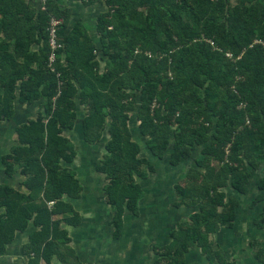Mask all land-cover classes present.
I'll return each mask as SVG.
<instances>
[{
	"label": "trees",
	"instance_id": "obj_1",
	"mask_svg": "<svg viewBox=\"0 0 264 264\" xmlns=\"http://www.w3.org/2000/svg\"><path fill=\"white\" fill-rule=\"evenodd\" d=\"M30 1L0 0V123L14 117L16 100L42 101L0 158L4 174L19 171L26 190L0 185V254L32 222L38 229L22 248L32 264L61 254L70 261L61 223L77 226L80 216L64 198H79L82 187L65 166L76 152L63 131L73 129L78 104L87 144L106 129L110 135L95 170L107 181L105 201L120 235L124 211L136 213L143 194L135 176L154 171L128 124L139 96L138 129L153 156L171 148L176 166L202 147L174 186V206L198 211L177 224L170 244L155 248L156 264H184L195 244L213 258L209 236L233 225L239 205L226 189L245 194L251 171L264 163V0H95L107 6L96 22L100 48L79 23L66 33L69 12L57 1L43 11ZM52 17L62 22L61 48L50 63ZM258 190L253 206L264 201V178ZM256 225L264 226V209ZM257 256L264 264V250Z\"/></svg>",
	"mask_w": 264,
	"mask_h": 264
},
{
	"label": "crops",
	"instance_id": "obj_2",
	"mask_svg": "<svg viewBox=\"0 0 264 264\" xmlns=\"http://www.w3.org/2000/svg\"><path fill=\"white\" fill-rule=\"evenodd\" d=\"M30 2L38 9L37 1ZM57 5L60 9L69 12L66 33L79 23L84 27L96 47L100 48L96 22L98 15L107 11L106 4L103 1H94L92 4L86 5L81 0H57ZM36 49V47L33 48V50ZM101 62L100 66L103 69ZM41 103L42 101L39 100L31 106H25L17 100L15 101L14 117L0 123V158L9 153L11 147L15 145V128L27 120L36 118ZM78 107L81 111H77L75 125L73 129L67 130L72 134V137L67 138L73 144L76 155L81 141L86 143L83 139L82 128L85 111L79 104ZM18 110L21 115H17ZM86 145L94 144L86 143ZM104 154L105 149L96 162ZM149 154L151 158L147 157V159L153 164L154 169H157V165L152 160L158 158ZM96 162L88 168H84L83 164L81 167L76 165L75 158L71 162L73 163L71 170L75 172L82 191L79 198L65 197L64 200L78 212L80 223L77 226L61 223V228L67 232L70 239L68 244L70 251L65 254L70 261L65 262L61 258L63 257L61 254V257L53 256L49 264H156L159 255L156 254L155 248H162L170 244V234L176 230L177 224L188 221L190 215L198 211V207L171 206L177 199L174 194V186L185 177L188 167L181 171V179L178 178L170 184L173 193L168 196L161 192L164 184L161 188L158 182L151 184L150 180L146 178L137 182L143 194L138 201L136 213L124 211L122 229L120 235L115 238V227L112 223L114 213L106 203L103 192L107 181L105 178L100 181L99 178L102 174L95 170ZM262 178H264V174H260L257 181L250 178L245 194H239L233 189H226L228 195H234L239 200L233 225L231 227L222 226L209 236L213 248V258L210 259L195 244L185 253L184 264H263L258 260L257 255L259 250H264V226L258 227L256 219L264 209V201L252 205L259 193L257 183L259 184ZM23 181L24 177L20 175L19 171L11 177L4 174L0 162V185H7L20 192H26L21 186ZM163 197L165 199H162ZM159 199L164 201V206L156 209L155 203ZM148 202H150V207L146 206ZM0 214H2V210H0ZM37 229L30 222L25 231L17 232L13 240L6 246L5 252L0 254V264H32L36 262L33 255L24 253L22 248L28 243L29 235ZM37 262L46 264L42 260Z\"/></svg>",
	"mask_w": 264,
	"mask_h": 264
},
{
	"label": "rangeland",
	"instance_id": "obj_3",
	"mask_svg": "<svg viewBox=\"0 0 264 264\" xmlns=\"http://www.w3.org/2000/svg\"><path fill=\"white\" fill-rule=\"evenodd\" d=\"M236 0H232L231 3L234 4ZM104 59V58H103ZM103 67L105 64L104 60H101ZM102 69V68H101ZM140 106V102H139V96L137 99V103L135 106V109L129 114L130 120H129V128L132 134V138L133 140L140 146V156L143 158L147 157L150 159V152L147 149L146 146V141L147 138L142 136L139 132L138 129V125L139 122L136 119L137 116V112ZM80 107H77V111H79ZM81 111V110H80ZM21 115L20 111L18 110L17 115ZM63 135L66 137H72V134L70 132H68L67 130H65L63 132ZM74 139V138H73ZM110 139V135L107 131V129L104 131V133L102 134V137L100 139V141L94 145H90L87 146L86 143H84L83 141H81V146H79L77 155L75 157V163L78 166H82V164L84 165V168H88L91 165H94V163L96 162V160L103 154L104 152V146L106 144V142ZM78 146V145H77ZM202 147H198L197 150H195L192 154V156L188 159L182 160L178 165L176 166H172L169 163V156L171 153V148L166 152V154L163 156V158L161 159H155L153 158V163L155 165H157V169H154L153 172H147L146 174V179H149L151 184L153 182H158L160 184V187L162 188V185L164 186L163 189L161 190L162 194L164 195H171L173 193L170 184H172L176 179H181V171L188 167V169L190 168L191 165L195 166V162L196 160L202 158V155L200 154V151ZM73 163H70L68 165H65L67 168L71 169ZM260 174H264V163L260 166V168L256 171H251V180H255L257 181L259 178ZM261 177V176H260ZM184 178V177H183ZM100 181H103L104 176L102 175L101 178H99ZM140 180H143L142 177L139 176H135V181L136 182H140ZM180 181H178L177 183H179ZM258 185V183H257ZM256 185V186H257ZM258 187V186H257ZM229 190H231L230 188H228ZM174 194H175V188H174ZM162 199H165L164 197ZM162 199H159L158 202H156V209H160L163 208L164 206V201ZM175 203V202H174ZM174 203L171 205L172 207H174ZM147 207H150V202L146 203ZM167 210L169 211L168 207H166ZM171 208V207H170ZM174 209V208H172Z\"/></svg>",
	"mask_w": 264,
	"mask_h": 264
},
{
	"label": "built area",
	"instance_id": "obj_4",
	"mask_svg": "<svg viewBox=\"0 0 264 264\" xmlns=\"http://www.w3.org/2000/svg\"><path fill=\"white\" fill-rule=\"evenodd\" d=\"M37 1L39 6L38 8L43 11L46 8V4L49 1H57V0H34ZM84 1H89V0H84ZM95 1V0H93ZM61 20L56 19V18H51L49 21V27H48V36H49V46L51 48V54L49 57L50 63L54 62L55 60V51H57L59 48H61V45L57 41V31L61 25ZM211 45H213L212 42H209Z\"/></svg>",
	"mask_w": 264,
	"mask_h": 264
}]
</instances>
